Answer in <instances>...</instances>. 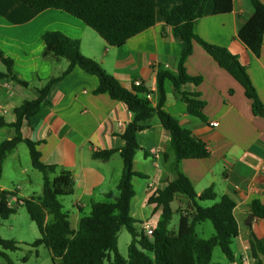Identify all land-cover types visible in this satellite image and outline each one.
<instances>
[{"label":"crops","instance_id":"obj_1","mask_svg":"<svg viewBox=\"0 0 264 264\" xmlns=\"http://www.w3.org/2000/svg\"><path fill=\"white\" fill-rule=\"evenodd\" d=\"M156 1L165 8L180 3V0ZM232 1L230 13L213 15V0H207L204 16L197 20L193 30L206 43L225 48L237 58L264 106V38L256 57L237 38L238 29L253 13L250 0ZM260 2L264 4V0ZM45 32H59L77 40L80 53L97 62L124 89L131 91L133 83L140 81L141 87L150 92L149 101L153 106L157 101V73L160 70L176 73L183 48L182 43L172 38L159 12L153 27L130 38L121 47H109L93 30L65 12L48 9L37 13L19 0H0V50L12 60L17 77L28 83L27 87H21L0 80V118L6 123L15 121V108L33 100L36 89L67 67L65 60L42 59ZM185 70L189 76L202 79L198 86L185 84L180 91L199 95L204 102V120L187 114L170 81L164 83L163 110L188 129L193 138L204 143L209 156L183 160L178 170L189 179L197 196L212 186L216 201L223 195L233 200L238 236L233 240L235 252H232L242 264H253L250 234L257 239L264 238V220L253 216L250 226L245 223L252 214L253 202L264 205V117L252 113L251 101L245 97L243 88L196 43ZM97 86L95 76L74 68L49 89L39 112L24 122L20 131L23 138L37 143L36 149L45 165L70 172L73 189L67 204L73 210H63L69 220L72 217L78 224L86 208L90 209L92 203L101 202L106 193L115 190L122 172L118 152L106 162L93 159L91 154L98 150H119L123 146L120 136L132 118L123 103L111 100L106 94L93 95ZM214 122L218 124L215 128L210 125ZM14 136L12 128H0V143ZM136 139L139 150L132 168L142 175L135 178L144 182L130 202V214H146V221L155 225L160 210L154 211L147 199L151 192L175 177L170 138L157 117H153L150 128L138 133ZM16 148L7 155L3 165L8 158L17 157ZM153 150L157 152L156 158ZM27 174L26 168L19 167L16 180ZM0 189L14 194L8 201L17 209V200L39 196L42 184L34 186L28 181V185H14L11 189L0 184ZM178 201L183 204L187 200L178 196L175 202ZM261 262L264 264V257Z\"/></svg>","mask_w":264,"mask_h":264},{"label":"trees","instance_id":"obj_2","mask_svg":"<svg viewBox=\"0 0 264 264\" xmlns=\"http://www.w3.org/2000/svg\"><path fill=\"white\" fill-rule=\"evenodd\" d=\"M19 1L37 13L53 9L71 15L93 30L109 47H121L130 38L153 27L156 13L159 12L172 38L183 44L176 73L160 70L156 75L157 101L153 106L146 98L149 91L142 87H133L131 91L124 89L97 62L80 53L77 40L59 32H45L42 35V59L65 60L67 67L57 77L48 79L41 88L36 89L33 100L24 101L14 109L13 123H6L0 118V128L9 127L15 132L12 139L0 143V176L5 158L20 143L28 149L32 168L42 175L41 194L34 198L18 199L16 203L26 210L39 234L30 246L48 249L53 264H209L215 247L220 249L227 264H242L235 259L231 249L233 240L238 236V226L233 217V200L223 195L216 201L212 186L197 196L189 179L178 170V164L183 160L208 158L206 146L163 110L164 83L170 81L175 95L185 104L187 114L204 120V102L199 99V95L180 91V87L185 84L198 86L202 82L200 77L189 76L185 70V63L196 43L243 88L245 97L251 101L252 113L264 117V106L245 67L227 49L208 44L194 33L195 23L204 16L207 0H180L178 5L171 8L159 5L156 0ZM232 2L213 0V15L230 13ZM250 3L253 13L238 29L237 38L257 57L264 38V4L260 0H250ZM0 63L5 68L4 72H0V80L11 81L21 87L28 86L13 72L12 60L5 57L1 50ZM74 68L97 78L98 86L93 95L106 94L111 100L123 103L132 117L120 136L123 146L119 150H98L91 154L93 159L106 162L118 152L122 172L115 192L106 193L104 201L92 203L89 214L80 218L76 230L71 229L68 213L63 210L58 199L72 194L73 180L70 172L45 165L36 149L37 143L23 138L20 132L23 123L39 112L49 89ZM153 117H157L162 128L169 134L175 177L148 196L147 203L154 206V211L160 210L159 219L149 238L142 231L139 236L136 233V221L130 214V202L135 195L132 180L134 177L142 178L132 168L134 156L139 150L136 136L150 128ZM13 195L10 191L0 189L2 220L16 213V208L8 206V199ZM178 196L184 197L188 204L185 214H180L177 230L173 233L169 230L173 216L170 204ZM204 201L214 203L210 207L200 206L199 202ZM251 212L255 218L264 220V205L253 202ZM204 222H210L214 230V235L209 239H201L195 233V227ZM122 228L132 236L126 258L120 256L117 250V235ZM249 248L253 264H262L264 238L257 239L250 234ZM0 249L14 252L18 248L14 240L0 237ZM3 256L6 264H13Z\"/></svg>","mask_w":264,"mask_h":264},{"label":"rangeland","instance_id":"obj_3","mask_svg":"<svg viewBox=\"0 0 264 264\" xmlns=\"http://www.w3.org/2000/svg\"><path fill=\"white\" fill-rule=\"evenodd\" d=\"M5 68L2 63H0V71H4ZM17 157L14 159L8 158L2 166L0 176V184L11 189L14 185H28V181L34 186L42 184V175L37 170L33 169L31 166V161L29 157V152L24 144H19L16 148ZM19 167L26 168L28 171L27 175L20 176L17 179V171ZM20 181V182H18ZM143 179L133 178L132 186L136 196L139 193V188ZM115 192V190H113ZM69 196L60 197L59 202L63 205L65 211H71L72 208L67 204ZM183 199V198H181ZM104 201V200H102ZM214 202L204 201L199 202L202 207H210ZM188 201L181 204L180 201L177 203L174 201L171 204L173 209V216L169 225L170 231H176L179 221L180 214L184 215L186 211V206ZM132 207V204H131ZM73 210V209H72ZM150 211V208L148 209ZM90 209L86 208L84 210V215L89 214ZM147 209L144 210L146 213ZM132 213V212H131ZM133 219L136 221L135 229L136 233L140 234V226L148 222L146 221V214L136 213L132 215ZM70 226L72 229H76L78 222H74L71 217ZM153 223V222H150ZM196 235L201 239H209L214 235V230L210 222H204L195 227ZM0 237L4 240H14L17 243V250L14 252L4 251L0 249V264H6L5 255L13 264H53L50 252L43 246L33 248L30 244L39 237L37 228L35 224L30 220L26 210L23 207H18L16 213L9 218L2 220L0 219ZM132 239L131 234L125 229L122 228L117 235V250L120 256L126 258L127 256V247L130 244ZM231 249L235 252L234 245L232 244ZM25 261V262H24ZM104 264H109L105 262ZM209 264H227V261L218 247L213 249L212 258Z\"/></svg>","mask_w":264,"mask_h":264},{"label":"built area","instance_id":"obj_4","mask_svg":"<svg viewBox=\"0 0 264 264\" xmlns=\"http://www.w3.org/2000/svg\"><path fill=\"white\" fill-rule=\"evenodd\" d=\"M133 87H136V88H138V87H141V82L140 81H135L134 83H133ZM146 98L148 99V100H150V94H148V95H146ZM212 127H217V123L216 122H214V123H211L210 124ZM152 154H153V156L156 158L157 157V152H156V150L154 151H152ZM155 191V190H154ZM153 191V192H154ZM153 192H151L149 195H151ZM8 206L9 207H11L10 206V204H9V201H8ZM153 229H154V224H152V223H149V222H146V223H144V224H142V226H141V231L143 232V234L146 236V237H151V235H152V231H153Z\"/></svg>","mask_w":264,"mask_h":264},{"label":"water","instance_id":"obj_5","mask_svg":"<svg viewBox=\"0 0 264 264\" xmlns=\"http://www.w3.org/2000/svg\"><path fill=\"white\" fill-rule=\"evenodd\" d=\"M253 219V214H250L247 218V221H246V226H250V223H251V220Z\"/></svg>","mask_w":264,"mask_h":264}]
</instances>
